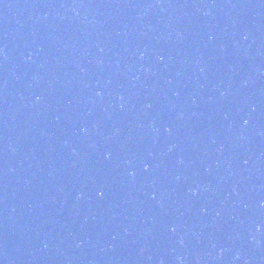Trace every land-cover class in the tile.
<instances>
[{
    "label": "water",
    "instance_id": "1",
    "mask_svg": "<svg viewBox=\"0 0 264 264\" xmlns=\"http://www.w3.org/2000/svg\"><path fill=\"white\" fill-rule=\"evenodd\" d=\"M0 264H264V0H0Z\"/></svg>",
    "mask_w": 264,
    "mask_h": 264
},
{
    "label": "clouds",
    "instance_id": "2",
    "mask_svg": "<svg viewBox=\"0 0 264 264\" xmlns=\"http://www.w3.org/2000/svg\"><path fill=\"white\" fill-rule=\"evenodd\" d=\"M147 167V166H146Z\"/></svg>",
    "mask_w": 264,
    "mask_h": 264
}]
</instances>
